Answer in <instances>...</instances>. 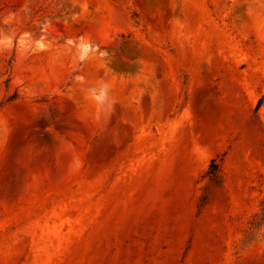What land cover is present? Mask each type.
I'll return each mask as SVG.
<instances>
[{"label":"rangeland","instance_id":"1","mask_svg":"<svg viewBox=\"0 0 264 264\" xmlns=\"http://www.w3.org/2000/svg\"><path fill=\"white\" fill-rule=\"evenodd\" d=\"M0 264H264V0H0Z\"/></svg>","mask_w":264,"mask_h":264},{"label":"trees","instance_id":"2","mask_svg":"<svg viewBox=\"0 0 264 264\" xmlns=\"http://www.w3.org/2000/svg\"><path fill=\"white\" fill-rule=\"evenodd\" d=\"M211 176V179L213 181H216L218 179L217 173H218V165L216 164L215 161L212 162V164L210 165V169L208 172Z\"/></svg>","mask_w":264,"mask_h":264}]
</instances>
